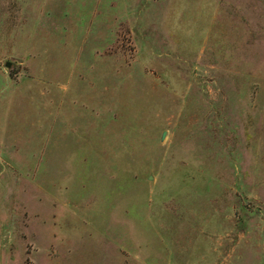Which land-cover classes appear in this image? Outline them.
<instances>
[{
    "label": "rangeland",
    "instance_id": "rangeland-1",
    "mask_svg": "<svg viewBox=\"0 0 264 264\" xmlns=\"http://www.w3.org/2000/svg\"><path fill=\"white\" fill-rule=\"evenodd\" d=\"M0 264H264V0H0Z\"/></svg>",
    "mask_w": 264,
    "mask_h": 264
},
{
    "label": "water",
    "instance_id": "water-1",
    "mask_svg": "<svg viewBox=\"0 0 264 264\" xmlns=\"http://www.w3.org/2000/svg\"><path fill=\"white\" fill-rule=\"evenodd\" d=\"M10 65H11L10 63H6V64H5V66H6L7 68H9ZM163 138H164V133L162 134L161 140H163Z\"/></svg>",
    "mask_w": 264,
    "mask_h": 264
}]
</instances>
